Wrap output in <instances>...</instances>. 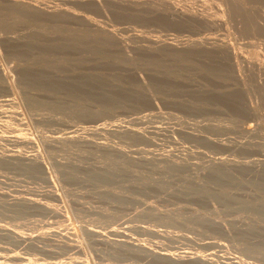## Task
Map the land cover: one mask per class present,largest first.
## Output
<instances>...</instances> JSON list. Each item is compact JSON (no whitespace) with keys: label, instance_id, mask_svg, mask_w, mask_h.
Segmentation results:
<instances>
[{"label":"rangeland","instance_id":"1","mask_svg":"<svg viewBox=\"0 0 264 264\" xmlns=\"http://www.w3.org/2000/svg\"><path fill=\"white\" fill-rule=\"evenodd\" d=\"M262 118L264 0H0V264H264Z\"/></svg>","mask_w":264,"mask_h":264},{"label":"bare ground","instance_id":"2","mask_svg":"<svg viewBox=\"0 0 264 264\" xmlns=\"http://www.w3.org/2000/svg\"><path fill=\"white\" fill-rule=\"evenodd\" d=\"M146 2V1H145ZM168 2V1H167ZM139 4V3H138ZM158 4V3H157ZM181 4V3H180ZM183 4V3H182ZM141 5V4H140ZM220 6V5H219ZM151 7V6H150ZM184 7V6H183ZM204 7H205V5H204ZM154 8H156V7H154ZM185 8V7H184ZM151 9H153L152 7H151ZM172 9V8H171ZM220 9V8H219ZM162 10V9H161ZM178 10V9H177ZM221 10V9H220ZM151 11V10H150ZM185 11V10H184ZM183 11V13L185 14V12ZM190 11V10H189ZM214 11V10H213ZM177 12V11H176ZM197 12V11H196ZM151 13H152V11H151ZM167 13V12H166ZM175 13V12H174ZM179 13H182V11H180ZM195 14V13H194ZM207 14V13H206ZM176 15V14H175ZM211 15H213V14H211ZM179 16V15H178ZM188 16V15H187ZM196 16V15H195ZM165 17H166V15H165ZM177 17V16H176ZM198 17V16H197ZM175 18V17H174ZM196 18V17H195ZM169 19H171V18H169ZM183 21H185V20H183ZM206 24V23H205ZM215 40V39H214ZM238 44V43H237ZM241 44V43H240ZM224 46V45H223ZM228 46V45H227ZM221 48V47H220ZM231 48V47H230ZM241 48V47H240ZM224 48H222L221 49V51L220 52H222V50H223ZM238 49V48H237ZM218 50V49H217ZM228 50V49H227ZM234 50V49H233ZM223 52H226V51H223ZM228 52H230L229 54L231 55V57L232 58H234L235 59V61L237 60L236 58H237V55H236V53L234 52V51H232L231 49H229V51ZM259 53V52H258ZM228 54V53H227ZM247 54V53H246ZM255 65V64H254ZM251 69V68H250ZM255 73V72H254ZM257 75V74H256ZM251 106V105H250ZM249 107V106H248ZM262 119H264V118H262Z\"/></svg>","mask_w":264,"mask_h":264}]
</instances>
